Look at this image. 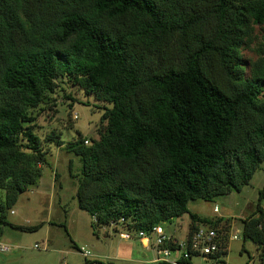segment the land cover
Masks as SVG:
<instances>
[{"label":"trees","instance_id":"obj_1","mask_svg":"<svg viewBox=\"0 0 264 264\" xmlns=\"http://www.w3.org/2000/svg\"><path fill=\"white\" fill-rule=\"evenodd\" d=\"M255 41L256 57L244 58ZM57 80L103 104L98 137L65 143L81 161L77 206L92 226L149 231L188 213V236L199 224L217 230L222 218L188 202L240 191L264 161V0H0V235L42 226L8 213L38 183L48 147L64 143L54 131L42 139L32 113ZM261 199L264 185L241 219L258 263ZM223 240L213 264L224 263Z\"/></svg>","mask_w":264,"mask_h":264},{"label":"rangeland","instance_id":"obj_2","mask_svg":"<svg viewBox=\"0 0 264 264\" xmlns=\"http://www.w3.org/2000/svg\"><path fill=\"white\" fill-rule=\"evenodd\" d=\"M256 41L243 47L241 53L244 58L254 59L256 57L258 47ZM57 81L56 91L51 94L46 103L32 110V113L37 117L35 131L42 139L47 133L54 131L55 134L60 135L64 143L60 146L52 144L48 147V163L43 165L38 183L28 186L24 192L19 194L12 207L14 214L8 213V219H28L29 223L33 225L37 224L35 222L47 218L48 212L50 213L49 217L52 214L53 222L57 224L53 229L58 233L61 243L71 249V253L67 255L57 253L59 264L63 262L68 264H107L109 262L138 264L136 259L152 256L151 248L146 250L137 237L121 238L118 233L113 232L111 226H92V216L77 206L76 186L80 177L81 161L78 155L65 148V143L78 138V134L89 139L90 142L93 138L98 137L97 127L103 113V104L91 95L86 96L66 80ZM68 95L76 100L71 101L66 97ZM71 103L72 107L69 106ZM263 185L264 161L256 169L250 182L244 185L240 191L232 189L229 193L217 196L211 201L194 199L188 202L190 212L210 218L220 217L224 221L217 230L219 229V234L225 241L227 253L223 257L224 263L218 264H244L248 260L250 262L257 261L256 245L249 240L244 241L242 238L241 219L255 211L258 193ZM260 204L264 207V199H261ZM215 205L218 207L217 212L213 211ZM182 217H174L169 221L162 222L160 225L163 227L164 233L171 235L175 232L178 236L182 235L183 229L190 222L188 213ZM67 218L68 228L64 223ZM58 222H62V224H58ZM116 227L123 230L119 224ZM3 229L9 230L8 226H4ZM69 233H74L77 237V247H85L91 252V256L85 257L78 249L72 247ZM22 234L26 236V239L20 243L23 244L22 246H26L21 250L27 255L24 264H29L27 261L31 260L30 256L37 257V255H45L49 252L41 248L44 244L41 241V231L23 232ZM232 234H236L238 238H229ZM7 243L13 247L14 240L9 239ZM34 244H38L40 247L33 248ZM2 254L4 253L0 252V258ZM44 257L42 256V258ZM190 260L192 264L214 263L213 260L203 256H193Z\"/></svg>","mask_w":264,"mask_h":264},{"label":"built area","instance_id":"obj_3","mask_svg":"<svg viewBox=\"0 0 264 264\" xmlns=\"http://www.w3.org/2000/svg\"><path fill=\"white\" fill-rule=\"evenodd\" d=\"M85 144H90L89 139H84ZM213 211L217 212L218 207L215 205ZM13 212V211H11ZM95 219V217H93ZM125 219L120 218L119 222L123 223ZM111 225H115L111 223ZM123 230L118 231V235L123 239H129L131 236L144 238L151 241V246L155 252L153 262L156 264H187L186 261L191 262L193 256H203L210 258L215 255L221 249V236L217 230L209 225L199 224L195 230L183 239H178L164 233L163 227L160 224L154 225L149 231H135L127 227H123ZM229 238L237 239L236 234H232ZM38 244H34V247H38ZM10 245L0 240V252H8ZM80 253L85 256H91V252L85 247L80 246ZM192 264V263H191ZM248 264H264L255 262H249Z\"/></svg>","mask_w":264,"mask_h":264},{"label":"crops","instance_id":"obj_4","mask_svg":"<svg viewBox=\"0 0 264 264\" xmlns=\"http://www.w3.org/2000/svg\"><path fill=\"white\" fill-rule=\"evenodd\" d=\"M56 175V172H55ZM49 207V205H48ZM195 213V212H193ZM10 214H14L10 212ZM186 213L182 214L181 216H179L180 218L182 216H184ZM198 214V213H197ZM50 213L48 212L47 214V218H45L44 220L41 219L40 221H37L35 223H42V226L38 229V231H41V241L44 243L43 246L41 247L43 250L45 251H49L47 253H45V255H37V257H31L30 261H27L29 264H59V257L57 256V253H62V254H70L71 253V249L70 247H65L64 243H61L60 237L58 235V233L53 229L55 228V225H57L55 222H53L52 219V214L51 217H49ZM183 219V217H182ZM67 220H64L65 223V227L68 228V223ZM8 221L10 223L13 224H17V225H32L31 223H29L28 219H23L22 218H14V219H8ZM189 223L187 224V226H185V229H183L182 235L178 236L176 235L175 232L171 233L170 236H173L175 238L178 239H183L187 236L188 233V228H189ZM58 224H62V222H58ZM8 226V225H7ZM113 228V232L117 233L118 231H120L119 228L116 227V225H110ZM122 227V226H121ZM9 230H5L2 229L1 231V235H0V240L7 243V240L12 239L14 240V245L13 247L10 248V250L8 252H1L4 253L1 255L0 258V264H24L25 263V259L26 256L24 253H22V249L24 247H26L25 245L22 246L23 244H20L22 241H24L26 239V236L23 235L22 233L24 231H20L18 229H15L11 226H8ZM22 232V233H21ZM21 233V234H20ZM70 235V241H71V245L73 247V245H77V237L75 236L74 233H69ZM169 235V234H167ZM133 237H135V235H133ZM139 240H141V245L148 250V248L152 249V256L148 257V258H142V259H136L138 264H153V259L155 257V252L151 246V241H144V238H139L137 237ZM148 242L149 244L147 245ZM40 246H38L37 248H39ZM35 248V247H33ZM74 248V247H73ZM76 249V248H75ZM56 253V254H55ZM148 254V253H147ZM42 256H45L44 258H42ZM29 258V257H28ZM62 264H68L67 262H63ZM109 264H114L113 262H109Z\"/></svg>","mask_w":264,"mask_h":264}]
</instances>
